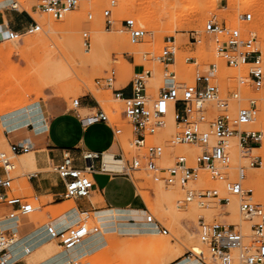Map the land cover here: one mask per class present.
<instances>
[{"label":"built area","instance_id":"built-area-1","mask_svg":"<svg viewBox=\"0 0 264 264\" xmlns=\"http://www.w3.org/2000/svg\"><path fill=\"white\" fill-rule=\"evenodd\" d=\"M81 2L82 0H40L36 7L40 12L61 20L76 10ZM115 8L116 1L112 0L103 13L107 31L115 27L116 23L112 19ZM3 9L18 10V7L12 4ZM88 17L92 19V15ZM238 20L242 26L210 20L203 31L191 32L189 41L195 47L204 45L205 39L211 41L227 68L245 67L246 77L238 75L223 80L216 63L201 69L198 61L190 57L185 62L197 67L193 80H187L178 69L179 47L176 39L167 37L162 50L157 56H153L154 61L163 67V86L156 98L149 89V80L156 72L158 74V68L156 71L150 65L136 64V60L134 67H141V71L132 70L130 97H125L116 88L118 75L114 69L107 77L98 79L96 84L110 90L115 101L122 102L123 114L131 127L130 146L137 152L135 156L127 158L121 147L123 155L115 162L122 163V170L116 171L117 173H125L134 179V173L145 172L155 184L180 187L185 193L179 204L181 208L193 201L206 207L214 200L227 206L230 197H237L240 213L248 220H255L247 241L242 229L236 225L199 218L196 225L198 251L191 252V256L201 261L207 256L220 264H234L237 255L241 264H264V205L253 202L254 192L246 182L248 169H258L264 165L263 157L249 156L253 153L252 149L262 148L264 132L260 129H247L257 123L261 113V101L254 96L264 92V50L258 45L256 29L250 28L254 24V13L239 14ZM122 27L133 45L144 43L149 36V32L134 18H126ZM41 29L39 23L33 20L22 31L9 28L7 36L10 41H17L25 34L38 33ZM83 40L86 49L90 48L91 38L88 32L83 34ZM78 105L79 99L74 100L73 106ZM168 117L175 121L177 132L165 143H153L165 128ZM87 121L109 124L118 139L123 134V129L112 122L103 106L97 114L88 117ZM233 138H237L238 144L244 149V157L249 160L248 166H232L228 142ZM180 146L195 147L200 151L193 154L181 151L172 157L170 165H165V151ZM31 151L32 148L26 141L10 144L7 151L0 150V170L3 172L0 190H5L0 195V202L11 208L7 215L0 218V264H13V256L9 254L18 243V234L6 228L4 221L16 222L37 210L27 197L13 194L16 179L13 174L18 166L15 158ZM99 158L96 153L86 152L83 155L85 167L78 168L73 158L65 154L63 162L51 168L65 182V199L91 196L95 187L91 174L95 171L94 161ZM163 161L165 162L161 164ZM201 171L207 172L214 181L224 182L225 194L221 195L213 187L193 188L191 183L198 182ZM100 172H110L106 163L101 164ZM35 174L27 175L34 177ZM145 214L146 223L156 225L161 234L169 235V230L150 214L148 208ZM82 216L85 218L77 225L64 230L48 225L50 238L58 240L66 250H70L90 235L98 233L99 226L89 222L94 221L93 216L89 213H83Z\"/></svg>","mask_w":264,"mask_h":264},{"label":"rangeland","instance_id":"rangeland-1","mask_svg":"<svg viewBox=\"0 0 264 264\" xmlns=\"http://www.w3.org/2000/svg\"><path fill=\"white\" fill-rule=\"evenodd\" d=\"M16 1L0 0V15L6 14L11 17L13 15L11 22L20 31L29 26L33 20L38 22L42 29L38 33L23 35L17 41H10L7 36L9 29L5 27L0 37V116L4 111H14L19 106L26 108L32 105L31 103H38L44 98L46 91L66 96L71 101L72 107L74 100L91 92L100 101L112 122L123 129V134L118 140L127 158L137 154L130 146L131 127L126 119L121 117L123 106L114 100L110 90L96 84L98 79L107 77L114 69L118 78L127 84L132 78L133 70L127 58L134 57L136 64L150 65L156 71L158 68V74L155 73L150 81L152 83L149 84V89L156 98L159 89L163 86V67L154 61L153 56H157L162 50L167 37L176 39L179 47L178 69L187 80H193V73L197 67L185 62L190 57L198 61L200 68L216 63L220 67L223 80L238 75L246 77L245 67L227 68L225 62L213 54L215 46L209 47L207 44L209 40L205 39V44L197 47L192 46L189 41L191 32L203 31L210 20L242 26L239 24L238 15L246 12L254 13V24L250 28L256 29L258 45L264 50V0H251L249 4L244 2L246 0H115L116 8L113 10L112 19L116 24L111 31L106 29L103 13L109 8L112 0H83L76 10L61 20L40 12L36 7L40 4V0ZM12 4H18V10L3 9ZM89 15H92V19H89ZM126 18H134L149 32L144 43L140 45L130 43L122 27V22ZM51 20L56 23L53 27L48 24ZM85 32H88L91 38V47L88 49L83 40ZM36 40H40L41 44L33 45L32 42ZM58 72L63 74V78L61 79L62 76L59 75L60 79L57 81L55 75ZM122 73L127 76H122ZM45 77L46 79H43ZM254 97H258L261 101V113L252 129H260L264 132V92ZM170 122L171 120L168 121L167 130L161 131L153 143H165L177 132V126L171 125ZM233 139L237 140V138ZM0 150H8L1 122ZM233 150L236 151L235 157L232 149L229 150L232 166H248L249 160L244 157V149L240 147L238 140ZM181 151L193 154L200 150L184 146L167 149L163 158L166 161L165 165H170L172 157ZM252 152L249 156H261L264 159V142L262 148L253 149ZM17 165L14 177L35 171L30 167L22 168L18 163ZM133 175L140 194H144L142 197L150 214L169 230V235L159 233L157 236H129L121 235L124 233L120 229L119 234L106 237L107 248L83 260L81 264H172L176 260L180 263L186 258L196 260V257L191 256V252L198 251L196 225L201 217L208 221L216 219L236 225L242 229L248 241L251 230L247 231L243 223H249L250 227L252 224L241 215L237 197H230V206H222L219 200H214L206 207L191 202L181 208L179 204L185 193L180 187L155 184L145 172ZM246 182L248 188L254 192L253 202L264 205V165L262 168L248 169ZM191 185L195 189L199 186L213 187L221 195L225 194L224 182L212 180L205 171H201L198 182ZM13 194L27 197L37 210L45 204L43 199L36 200L25 180L22 183L15 181ZM69 203L71 206L74 204L73 200ZM89 222L92 225L97 224L96 219ZM203 261L207 264H218L207 256ZM235 264L239 262L236 261Z\"/></svg>","mask_w":264,"mask_h":264},{"label":"crops","instance_id":"crops-1","mask_svg":"<svg viewBox=\"0 0 264 264\" xmlns=\"http://www.w3.org/2000/svg\"><path fill=\"white\" fill-rule=\"evenodd\" d=\"M12 18H14L13 15L12 17L6 14L0 15V37L5 27L20 31L12 24ZM24 19L29 20L25 17ZM127 61L133 66L134 72L141 71V67H134L135 59L133 57H128ZM122 76L126 77L127 74L122 73ZM122 81L121 78L116 80V88L120 89L125 97H130L132 95L130 82L124 84ZM150 81L149 84L152 83ZM116 102L123 106L122 102ZM38 107L39 111L33 122L11 130L4 129L7 147L10 144L26 141L32 148L29 154L17 156L15 159L22 168L30 167L35 170L30 173L36 174L34 177L22 174L15 177V181L22 183L25 180L36 200L43 199L45 201L40 209L16 222L4 221L5 227L15 230L21 239L19 245L14 249L13 264H41L49 258L45 246H49L56 253L66 252L55 262L81 264L83 260L93 257L107 248V238H105V247L81 256L79 247L82 243L72 250H66L58 240L50 238L47 232L48 225H53L57 230H64L78 224L83 213H89L100 226L98 222L100 213L117 211L123 215H133L132 212L145 213L148 207L132 177L116 172L121 169H109L108 173L100 172L103 162L107 164V167L109 162L120 164L115 161L119 160L123 151L109 124L101 121L93 123L87 121L88 117L97 114L102 107L93 93L81 96L79 105L72 107L71 101L66 96L46 91L44 98L38 102ZM121 117L125 118L123 112ZM86 152L96 153L100 156L94 161L95 171L91 174L95 187L90 197L75 199L71 206L69 203L71 200L64 198L65 182L51 168L62 163L65 154H69L73 158L78 168H84L83 155ZM2 177L3 172L0 170V178ZM4 192L5 190L1 189L0 195ZM10 211V207L0 202V218ZM122 221L135 223L136 219L129 218V221L128 219H122ZM142 221L145 222L144 219ZM115 224L117 225L118 222ZM158 231L160 232L159 229ZM115 233L118 232H108L104 237ZM84 241V246L90 244L89 241ZM198 261L207 264L203 260L198 259ZM55 262L50 264H55ZM172 264H179V262L176 260Z\"/></svg>","mask_w":264,"mask_h":264},{"label":"bare ground","instance_id":"bare-ground-1","mask_svg":"<svg viewBox=\"0 0 264 264\" xmlns=\"http://www.w3.org/2000/svg\"><path fill=\"white\" fill-rule=\"evenodd\" d=\"M244 2L247 3V4H249L251 2V0H246ZM13 5H17V7H18V4H13ZM178 21H177V24H176L177 27L179 26V22ZM180 21H182V20H180ZM48 24L51 27H53V26L56 25V23L54 21H52V20L49 21ZM94 25H95V22H94ZM32 44L38 46V45L41 44V41L40 40H36V41L32 42ZM208 45H209V47H212L213 44L210 41V42H208ZM211 53H213V52H211ZM213 54H216L217 55V53L215 51H214ZM66 72H64L65 75H66ZM67 74L69 76H71V74H69V73H67ZM59 75L62 76L63 74L61 75L60 72H58V74L55 75L56 76V80L57 79L58 80L60 79V76ZM62 78H63V76L61 77V79ZM43 79H46V77L43 78ZM151 79H153V78H150V80ZM49 81H50V79H49ZM44 84H46V83H44ZM31 104L32 105H29L26 108H23V107L20 108V106H19L18 109L14 110V111H6V112L4 111V113L2 114V116H0V122H1L2 129L3 130L4 129L5 130H11V129L17 128V127H19L21 125H26L29 122H33L34 121L33 119H34L36 113L39 111V107H38V103H36V104L31 103ZM169 120H171V122H170L171 125H175L176 126L175 121L171 117H168V121ZM168 121H167L166 126L163 129V131L167 130V128H168ZM252 126H249L247 129H252ZM229 141H230L229 148L232 149V154L235 157L236 156V151L233 150V149L236 148V146H237V140L236 139H232V140H229ZM165 153H166V151H165ZM165 153H164V156H165ZM118 163H120V162H118ZM111 164H114V163L109 162L108 167H107L108 169H117V170L121 169L122 170V163H120L121 165L120 164L111 165ZM221 184H223V183H221ZM193 202H196V201H193ZM196 203L199 205L198 202H196ZM229 204H230V202H229ZM200 207H202V206H200ZM132 214L133 215H130V214L123 215V214H120L117 211H109V212H105V213H100L98 215L99 216V218H98L99 221L98 222L101 225V227L99 226L98 233L92 234V235H90L89 237H87L85 239V240H87V241L90 242V244L88 246H84L83 245V242H82V245H80V247H79L80 248L79 253L81 254V256L88 255V254L92 253L93 251H97V250H100L103 247H105V245H106L105 238L106 237H104V236L108 232H118V230L120 231V229H121L124 234H128L129 236H134V235L135 236H138V235L139 236H143V235L157 236L159 233H161V232L158 231L156 225H154V224H148V223H146V221L145 222L142 221L143 219L145 220L147 218V215L144 212H132ZM129 218H135L136 219V222L133 223V222L122 221V219H124V220L128 219V221H129ZM243 218L245 220H247L248 222H250L251 224L255 221V220H248L244 216H243ZM115 222H118V224L116 225ZM243 225H244V228L247 231L250 230V224L249 223H246L245 222V223H243ZM14 232L16 233L15 230H14ZM17 238H18V243L16 244V246H14V248L10 252L9 256H13L14 251H15L14 249H16V247L19 245V243L21 241V239H20L19 236ZM52 240H54V239H52ZM246 240H247V238H246ZM55 241H57V240H55ZM79 248H77V249H79ZM45 250H47V254H49V258L46 261L42 262L41 264H50V263H53L58 258H60L61 256H63L66 253V252L65 253H56L52 249H50L49 246H45ZM70 250H72V249H70ZM28 251H30V250H28ZM235 254H237V253H235ZM63 261H64V259H63ZM236 261H238L237 255H235V258H234V264L236 263ZM67 263L68 262L62 263V261L61 262L60 261L55 262V264H67ZM179 264H202V263L200 261H198L197 259L196 260L184 259ZM218 264H220V263H218ZM239 264H241V263L239 262Z\"/></svg>","mask_w":264,"mask_h":264}]
</instances>
